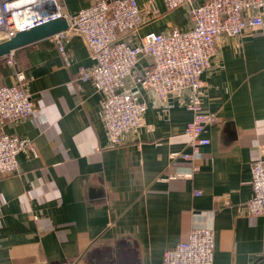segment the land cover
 <instances>
[{
    "label": "crops",
    "instance_id": "crops-1",
    "mask_svg": "<svg viewBox=\"0 0 264 264\" xmlns=\"http://www.w3.org/2000/svg\"><path fill=\"white\" fill-rule=\"evenodd\" d=\"M94 0H63L69 16ZM146 32L192 26L189 5L168 10L165 0H136ZM203 0H193L196 5ZM249 12H255L250 10ZM0 59V82L15 71L35 104L31 115L0 124L26 147L15 173L0 177V264H161L162 253L193 227L213 230L212 264H258L264 256V215L245 203L252 195L251 164L264 152V26L217 36V53L202 88H182L163 101L136 82L151 67L135 64L119 90L144 104L140 127L111 145L102 118L103 93L78 79L94 64L82 37L64 31ZM199 101L213 114L199 169L170 153L188 150L184 134ZM195 191H199L195 194Z\"/></svg>",
    "mask_w": 264,
    "mask_h": 264
},
{
    "label": "built area",
    "instance_id": "built-area-1",
    "mask_svg": "<svg viewBox=\"0 0 264 264\" xmlns=\"http://www.w3.org/2000/svg\"><path fill=\"white\" fill-rule=\"evenodd\" d=\"M192 1L165 0L168 10L189 5L192 21L189 29L149 31L140 37L138 44H130L124 36L137 35L144 22L136 0H94L72 17L65 10L63 0H0V41L44 21L65 17L67 29L52 36L60 50L64 31L82 37L94 64L80 67L78 79L91 80L103 93L102 118L107 136L112 146L118 145L124 135L142 123L144 104L136 100L132 91L118 89L140 58L149 57L151 67L136 77V82L149 89L156 100L163 101L169 93L184 87L194 91L202 88L200 76L217 53L219 34L237 36L264 26V0H203L196 5ZM12 52L2 57L7 64H12ZM186 107L191 111L184 128L188 150L172 152L170 158L188 161L190 171L180 175L192 177L199 169L197 159L201 148L209 143L205 128L212 122L213 114L205 111L199 101ZM34 111V101L24 87V76L16 70L13 84L0 82V124L27 117ZM26 147L34 151L28 143L0 127V177L15 173L17 155ZM251 187L252 195L245 203L247 211L264 215V152L251 164ZM213 256V230L193 227L185 240L164 249L161 264H212Z\"/></svg>",
    "mask_w": 264,
    "mask_h": 264
},
{
    "label": "water",
    "instance_id": "water-1",
    "mask_svg": "<svg viewBox=\"0 0 264 264\" xmlns=\"http://www.w3.org/2000/svg\"><path fill=\"white\" fill-rule=\"evenodd\" d=\"M68 23L65 17L44 21L32 27L18 31L14 36L0 41V58L21 47L43 40L61 30L67 29ZM258 264H264V256L258 260Z\"/></svg>",
    "mask_w": 264,
    "mask_h": 264
},
{
    "label": "trees",
    "instance_id": "trees-1",
    "mask_svg": "<svg viewBox=\"0 0 264 264\" xmlns=\"http://www.w3.org/2000/svg\"><path fill=\"white\" fill-rule=\"evenodd\" d=\"M1 59V58H0Z\"/></svg>",
    "mask_w": 264,
    "mask_h": 264
}]
</instances>
